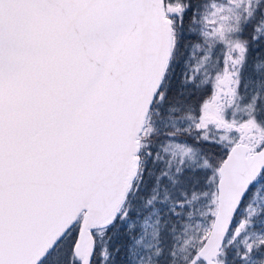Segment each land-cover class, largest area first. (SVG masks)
I'll list each match as a JSON object with an SVG mask.
<instances>
[{
    "label": "snow or ice",
    "instance_id": "snow-or-ice-1",
    "mask_svg": "<svg viewBox=\"0 0 264 264\" xmlns=\"http://www.w3.org/2000/svg\"><path fill=\"white\" fill-rule=\"evenodd\" d=\"M0 264H264V0H0Z\"/></svg>",
    "mask_w": 264,
    "mask_h": 264
}]
</instances>
